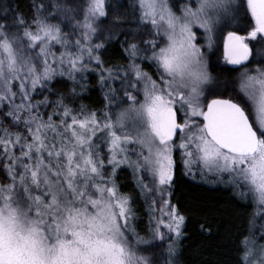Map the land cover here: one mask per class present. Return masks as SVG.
Instances as JSON below:
<instances>
[{
	"label": "snow or ice",
	"instance_id": "obj_1",
	"mask_svg": "<svg viewBox=\"0 0 264 264\" xmlns=\"http://www.w3.org/2000/svg\"><path fill=\"white\" fill-rule=\"evenodd\" d=\"M128 7L31 0L25 14L0 0V264H178L177 151L185 175L198 165L264 211V0ZM241 15L245 34L229 28ZM121 35L127 64L105 67L101 49ZM93 64L102 112L72 106ZM210 67L238 76L216 92ZM57 76L73 82L70 94L53 91ZM125 167L147 208L144 235L136 198L117 183ZM234 239L236 264H264L251 234Z\"/></svg>",
	"mask_w": 264,
	"mask_h": 264
},
{
	"label": "trees",
	"instance_id": "obj_2",
	"mask_svg": "<svg viewBox=\"0 0 264 264\" xmlns=\"http://www.w3.org/2000/svg\"><path fill=\"white\" fill-rule=\"evenodd\" d=\"M127 9L121 8L120 11H129L132 0H119ZM21 9L28 14V5L31 0H19ZM115 6L117 0H109ZM114 19L109 16V21ZM127 29L132 28L129 23ZM243 34L242 32H239ZM125 37L119 36L117 39L109 41L105 49H101V55L105 57V67L126 64L127 60L123 55V48L120 41ZM110 52H109V51ZM104 58V57H103ZM213 72V71H212ZM106 88L101 89L97 85L88 84L86 89L73 98V107L78 108L80 103L84 104L89 110L101 111L104 106V93ZM53 91L57 94L71 93V87L66 81L53 83ZM50 99L55 100L56 95L48 93ZM93 97H96L94 100ZM227 98V93L224 94ZM176 181L173 188L171 201L178 205L181 213L186 216L185 236L179 245L180 255L178 264H236L237 253L234 251L236 243L235 237L241 231L245 235H255L254 226L256 224V211L248 200L247 203L239 198L233 188L225 189L205 178L206 181L198 177H193L191 173L184 174V167L177 155ZM117 183L121 186V191L130 193L136 198L133 207L138 209V230L144 235L148 229V215L146 205L139 198V190L136 188L133 175L128 170L122 169L118 173ZM206 225L205 230H201V225ZM242 238V237H241Z\"/></svg>",
	"mask_w": 264,
	"mask_h": 264
},
{
	"label": "rangeland",
	"instance_id": "obj_3",
	"mask_svg": "<svg viewBox=\"0 0 264 264\" xmlns=\"http://www.w3.org/2000/svg\"><path fill=\"white\" fill-rule=\"evenodd\" d=\"M193 3H195V0H192ZM249 18V17H248ZM247 18V19H248ZM242 15L240 17H238L235 21H232L230 24H229V28H232V29H236L235 27H240V26H243L245 25L246 23V20ZM249 29V24L246 28V30ZM245 30V32H246ZM245 32L243 34H245ZM226 34V32H225ZM74 38V37H73ZM98 42V41H97ZM203 42V41H201ZM260 48H264V45L260 44V43H256V49H260ZM109 51V50H108ZM110 52V51H109ZM106 56H103L101 55V59L105 62V57H108L107 54H105ZM104 57V58H103ZM213 60H216V57H213ZM219 62L221 64H223V60H222V41H221V56H220V60ZM127 64V62H126ZM257 65L253 64L251 65L252 68H255ZM93 68L95 69L94 71H90V72H87L84 74V76L86 77V79L83 80L82 84H83V87L81 86V84H77L76 85V92L77 93H81L84 89H86V87L88 86V84H94V85H97L99 88H101L100 84H99V68H97L95 66V64H93ZM145 70H148V71H154V69H149L147 67H145ZM210 71L211 70V67H210ZM212 75L213 77L215 78V82L213 84H210L208 86H206V88L208 89H213L214 91L216 92H222L223 91V82L227 79V80H233L232 76H228L227 74H221V73H218V72H212ZM234 75V80L235 78L238 76V73H233ZM59 81H66L67 84H69V86L71 87V90H72V87H73V82L71 80H69L67 77H59L57 76L56 79L53 81V83H58ZM117 86H118V82H117ZM238 87V82L237 84L235 85ZM102 89V88H101ZM107 91V88L106 90ZM45 94L48 95V92L45 91ZM104 95V94H103ZM104 97V96H103ZM43 96H38L37 99H42ZM94 100H96V97H93ZM212 98H215L214 96L212 95H208V99H212ZM101 104L104 106L105 104V101H101ZM83 105L85 106L84 104L80 103V106ZM80 106L77 108L79 109ZM48 111H51V109H48ZM103 110L99 111V112H102ZM179 156L180 157V154H179V151L175 152L174 153V157L176 156ZM197 168H198V165H194L193 166V171L196 173L194 177H198L200 178L201 180L203 181H206L205 178H210L211 181L213 182V184L217 185V186H220V187H226L225 189H232V186L230 185H227L225 183H218L216 181V178L214 176H211V175H207V176H201L199 171H197ZM123 169H126L129 171V173L132 174V171L131 169H128V168H123ZM133 175V174H132ZM135 182V180H134ZM136 184V183H135ZM235 194L238 196V194L235 192ZM239 197V196H238ZM240 198V197H239ZM249 201L251 202V204L253 205L254 207V210L256 211V224L254 226V229H255V235L253 236V238L256 240V243L258 246H264V240H261L259 237H260V233L262 231H264V211H261L260 209L257 208V206L251 201V199H249ZM146 212H147V208H146ZM259 213V214H258ZM136 223L138 224V220L136 221ZM149 223V217H148V220H147V224ZM148 226V225H147ZM144 230V229H143ZM161 251H163V249H161ZM161 264H164V260H163V257L161 258Z\"/></svg>",
	"mask_w": 264,
	"mask_h": 264
},
{
	"label": "flooded vegetation",
	"instance_id": "obj_4",
	"mask_svg": "<svg viewBox=\"0 0 264 264\" xmlns=\"http://www.w3.org/2000/svg\"><path fill=\"white\" fill-rule=\"evenodd\" d=\"M249 21H250V17L246 20L245 25L240 26L239 28H238V27H235V28H236L239 32L244 33L245 30H246V28H247V26H248V24H249ZM231 76H232V78H233V80H234V75H233V73L231 74Z\"/></svg>",
	"mask_w": 264,
	"mask_h": 264
}]
</instances>
